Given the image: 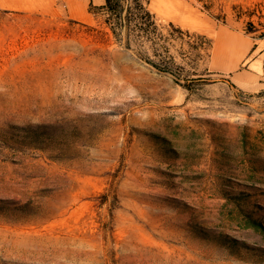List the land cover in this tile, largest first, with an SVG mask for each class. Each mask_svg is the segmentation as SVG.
I'll list each match as a JSON object with an SVG mask.
<instances>
[{"label": "rangeland", "instance_id": "rangeland-1", "mask_svg": "<svg viewBox=\"0 0 264 264\" xmlns=\"http://www.w3.org/2000/svg\"><path fill=\"white\" fill-rule=\"evenodd\" d=\"M146 1L0 12V264H264V0Z\"/></svg>", "mask_w": 264, "mask_h": 264}, {"label": "trees", "instance_id": "trees-1", "mask_svg": "<svg viewBox=\"0 0 264 264\" xmlns=\"http://www.w3.org/2000/svg\"><path fill=\"white\" fill-rule=\"evenodd\" d=\"M99 10L106 15L105 23L117 41L123 42L122 36L125 34V47L128 49L134 44L141 45L145 42L157 45L164 39V35L159 31L160 25L156 16L149 10L146 0H105ZM170 27L180 34H190L188 31L184 33L172 23ZM168 52L167 49L165 53ZM166 54H156L160 57L159 60L147 58V61L160 72L175 75V62Z\"/></svg>", "mask_w": 264, "mask_h": 264}, {"label": "crops", "instance_id": "crops-1", "mask_svg": "<svg viewBox=\"0 0 264 264\" xmlns=\"http://www.w3.org/2000/svg\"><path fill=\"white\" fill-rule=\"evenodd\" d=\"M105 0H0V12H37L50 15L65 13L70 18L91 17L90 8L104 5Z\"/></svg>", "mask_w": 264, "mask_h": 264}, {"label": "bare ground", "instance_id": "bare-ground-1", "mask_svg": "<svg viewBox=\"0 0 264 264\" xmlns=\"http://www.w3.org/2000/svg\"><path fill=\"white\" fill-rule=\"evenodd\" d=\"M151 8L157 10L163 16H170L171 9L169 7V4L166 2V0H154Z\"/></svg>", "mask_w": 264, "mask_h": 264}]
</instances>
